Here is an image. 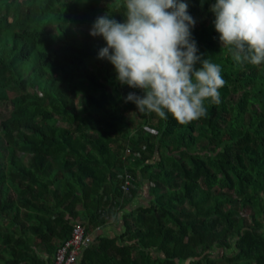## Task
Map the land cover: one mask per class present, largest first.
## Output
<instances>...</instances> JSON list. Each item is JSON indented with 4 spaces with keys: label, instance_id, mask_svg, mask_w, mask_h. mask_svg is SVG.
<instances>
[{
    "label": "trees",
    "instance_id": "1",
    "mask_svg": "<svg viewBox=\"0 0 264 264\" xmlns=\"http://www.w3.org/2000/svg\"><path fill=\"white\" fill-rule=\"evenodd\" d=\"M120 2L0 0V264H54L77 223L76 264H264V64L221 46L214 0H183L221 102L186 125L140 113L89 34Z\"/></svg>",
    "mask_w": 264,
    "mask_h": 264
},
{
    "label": "clouds",
    "instance_id": "2",
    "mask_svg": "<svg viewBox=\"0 0 264 264\" xmlns=\"http://www.w3.org/2000/svg\"><path fill=\"white\" fill-rule=\"evenodd\" d=\"M117 7L122 22L108 12L95 19L89 34L106 42L97 58L114 66L118 82L141 90L129 92L125 102L164 120L170 115L180 125L206 117V105L221 102L226 81L221 65L198 54L188 4L121 0ZM210 11L221 46L236 64H264V0H214Z\"/></svg>",
    "mask_w": 264,
    "mask_h": 264
},
{
    "label": "built area",
    "instance_id": "3",
    "mask_svg": "<svg viewBox=\"0 0 264 264\" xmlns=\"http://www.w3.org/2000/svg\"><path fill=\"white\" fill-rule=\"evenodd\" d=\"M127 182L124 190L127 191ZM94 242L91 235H87L85 227L77 223L71 238L60 245L56 253L54 264H76L82 251L89 248Z\"/></svg>",
    "mask_w": 264,
    "mask_h": 264
},
{
    "label": "rangeland",
    "instance_id": "4",
    "mask_svg": "<svg viewBox=\"0 0 264 264\" xmlns=\"http://www.w3.org/2000/svg\"><path fill=\"white\" fill-rule=\"evenodd\" d=\"M5 112H6V110L4 109V108H0V120H1V118H2V115H4L5 114ZM128 119L129 120H138L139 119V116L138 115H135V116H133V115H131V114H129L128 115ZM148 196H147V194H146V198H147ZM146 198H141L140 197V199L141 200H138V202H135L134 203V205L132 206V208H134V209H136L139 205H146L147 203L145 202V199Z\"/></svg>",
    "mask_w": 264,
    "mask_h": 264
}]
</instances>
